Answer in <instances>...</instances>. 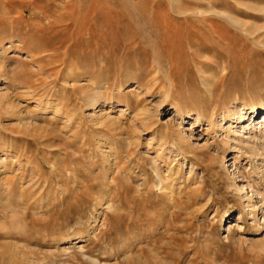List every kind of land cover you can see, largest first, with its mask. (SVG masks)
<instances>
[{"label": "rangeland", "instance_id": "obj_1", "mask_svg": "<svg viewBox=\"0 0 264 264\" xmlns=\"http://www.w3.org/2000/svg\"><path fill=\"white\" fill-rule=\"evenodd\" d=\"M0 264H264V0H0Z\"/></svg>", "mask_w": 264, "mask_h": 264}, {"label": "bare ground", "instance_id": "obj_2", "mask_svg": "<svg viewBox=\"0 0 264 264\" xmlns=\"http://www.w3.org/2000/svg\"><path fill=\"white\" fill-rule=\"evenodd\" d=\"M68 69V68H67ZM70 70V69H69ZM70 75V74H69ZM65 82V81H64Z\"/></svg>", "mask_w": 264, "mask_h": 264}]
</instances>
